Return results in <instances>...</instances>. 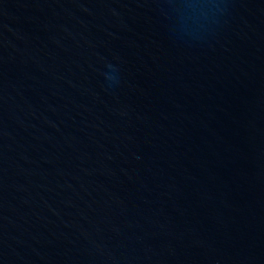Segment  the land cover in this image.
<instances>
[{
	"label": "water",
	"instance_id": "water-1",
	"mask_svg": "<svg viewBox=\"0 0 264 264\" xmlns=\"http://www.w3.org/2000/svg\"><path fill=\"white\" fill-rule=\"evenodd\" d=\"M0 264H264V0H0Z\"/></svg>",
	"mask_w": 264,
	"mask_h": 264
}]
</instances>
